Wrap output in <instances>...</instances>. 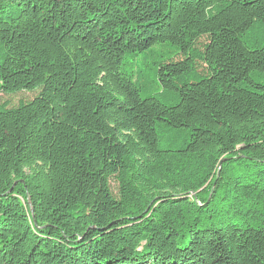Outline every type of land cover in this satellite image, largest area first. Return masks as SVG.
I'll return each instance as SVG.
<instances>
[{
  "label": "trees",
  "instance_id": "1",
  "mask_svg": "<svg viewBox=\"0 0 264 264\" xmlns=\"http://www.w3.org/2000/svg\"><path fill=\"white\" fill-rule=\"evenodd\" d=\"M0 264H264V0H0Z\"/></svg>",
  "mask_w": 264,
  "mask_h": 264
},
{
  "label": "rangeland",
  "instance_id": "2",
  "mask_svg": "<svg viewBox=\"0 0 264 264\" xmlns=\"http://www.w3.org/2000/svg\"><path fill=\"white\" fill-rule=\"evenodd\" d=\"M36 96V93L32 92H20L12 96H3L2 102H7L9 107H16L20 102H27L32 100Z\"/></svg>",
  "mask_w": 264,
  "mask_h": 264
}]
</instances>
